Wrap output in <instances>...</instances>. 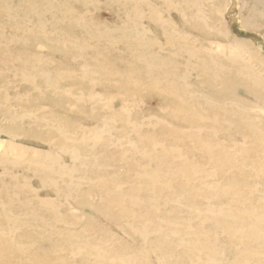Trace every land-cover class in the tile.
Here are the masks:
<instances>
[{"label":"rangeland","instance_id":"rangeland-1","mask_svg":"<svg viewBox=\"0 0 264 264\" xmlns=\"http://www.w3.org/2000/svg\"><path fill=\"white\" fill-rule=\"evenodd\" d=\"M160 255L264 264V0H0V264Z\"/></svg>","mask_w":264,"mask_h":264},{"label":"bare ground","instance_id":"bare-ground-1","mask_svg":"<svg viewBox=\"0 0 264 264\" xmlns=\"http://www.w3.org/2000/svg\"><path fill=\"white\" fill-rule=\"evenodd\" d=\"M2 14L3 15H5L6 14V17L10 20L11 18H12V14H11V10L10 9H8L7 7H5L4 9H3V11H2ZM74 15V14H73ZM76 17V16H75ZM24 33V32H23ZM42 73V72H41ZM44 73V72H43ZM45 74V78L46 79H48L49 77H48V75L46 74V73H44ZM154 146H156V144H153L151 147H154ZM7 150V149H6ZM10 152H12V151H10ZM4 153V152H3ZM12 154V153H11ZM189 166V165H188ZM183 170V169H182ZM183 174H184V178L185 179H187V177H188V174H189V171L188 170H185L184 172H183ZM152 177H154V176H152ZM154 179H158V178H154ZM159 180V179H158ZM144 183V185H143V187L144 188H150L152 191H156V190H159L160 188H169V186H168V184L167 185H162V184H156V183H151L150 184V186H147L146 185V183H145V181L143 182ZM188 188V186L187 185H185V186H183V189H184V191L186 190ZM117 198V197H116ZM116 200H118V199H116ZM117 205H119V204H117ZM147 205L149 206V205H155L156 206V204H155V201H153V200H151V199H149V200H147ZM118 211H119V213H126V212H128L127 210H126V208L123 206V205H119V207H118ZM152 227V224L151 223H146V224H144L143 226H142V228L141 229H139V230H136L138 233H140V235L141 236H145V235H147L148 233H150V229H152L151 228ZM193 229L192 228H190V227H188V231H187V233H185L183 236H182V239L183 240H185V239H190L191 237H193L192 236V233H193ZM11 237H12V234H11ZM13 238V237H12ZM182 246L185 248H189V245H188V243L187 242H184L183 241V244H182ZM77 251H80L81 249H78V248H75ZM199 249H198V247H197V251H198ZM160 251V250H159ZM73 254L75 253L74 251L72 252ZM77 257H79V254H75L74 256H73V258H77ZM167 260H169V258L167 257V256H165V255H160V257H159V260H158V262H159V264H166L167 262ZM193 261H195V262H197L198 264H207L208 262H205V260L203 261V260H200V259H197V258H193V257H191L190 258V260H189V264L191 263V264H194V262ZM208 261L209 262H212L211 260H209L208 259ZM121 264H129V263H127V262H124V261H121L120 262Z\"/></svg>","mask_w":264,"mask_h":264}]
</instances>
